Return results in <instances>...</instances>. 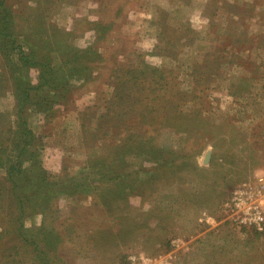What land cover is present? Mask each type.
Segmentation results:
<instances>
[{"label": "rangeland", "instance_id": "obj_1", "mask_svg": "<svg viewBox=\"0 0 264 264\" xmlns=\"http://www.w3.org/2000/svg\"><path fill=\"white\" fill-rule=\"evenodd\" d=\"M0 4V264H264V0Z\"/></svg>", "mask_w": 264, "mask_h": 264}, {"label": "built area", "instance_id": "obj_2", "mask_svg": "<svg viewBox=\"0 0 264 264\" xmlns=\"http://www.w3.org/2000/svg\"><path fill=\"white\" fill-rule=\"evenodd\" d=\"M232 207L235 211L240 212V222L251 221L258 229H262L264 217L256 204V196L253 187L245 186L239 188L234 193ZM237 218V219H238Z\"/></svg>", "mask_w": 264, "mask_h": 264}, {"label": "trees", "instance_id": "obj_3", "mask_svg": "<svg viewBox=\"0 0 264 264\" xmlns=\"http://www.w3.org/2000/svg\"><path fill=\"white\" fill-rule=\"evenodd\" d=\"M0 6H1V4H0ZM0 10H1V7H0ZM1 13H3L4 15L2 16ZM1 13H0V24H3L4 25L3 27H5L3 29L5 31L6 30L7 31L6 32H1L0 31V36H4V40H7V41L13 40L11 31H9L6 28V26H8V23H9V21H8L9 19L7 18L9 15H6L4 12H1ZM29 45L31 46L30 43H29ZM34 53H35V51H33L32 53H26L24 56H22L23 65H26L27 66L32 61V56H34ZM73 55H74L75 58H79L80 57L79 54H78V52H74ZM32 63L34 64L33 61H32ZM45 73L47 74V76H49V77H47V79H48L47 82H49L51 80V70H50V68L49 69L48 68L45 69ZM41 75L44 76L43 71H42ZM26 96L28 97V93L27 92H26ZM25 134L26 135L28 134L26 130H25ZM14 171L15 170H11L10 173H12V172L14 173ZM17 171H19L20 173L23 172V170L20 169V168ZM12 185H13V187L15 189H19V186L21 185V180H19V181L18 180L13 181ZM11 203H13L14 204L13 206L16 207V208H18V210H19V215H17V218H19V217L21 218L22 213L26 210V200L23 197L19 196V195L18 196L13 195V199L9 202V204H11ZM17 231L20 232L21 234H25L28 230L24 229L22 227V225L20 224L19 227L17 228Z\"/></svg>", "mask_w": 264, "mask_h": 264}]
</instances>
